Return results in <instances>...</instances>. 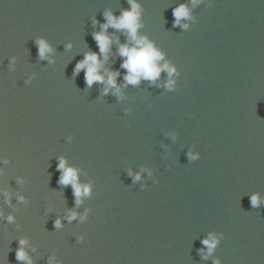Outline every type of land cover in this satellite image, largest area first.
I'll list each match as a JSON object with an SVG mask.
<instances>
[{
  "label": "water",
  "instance_id": "95a60500",
  "mask_svg": "<svg viewBox=\"0 0 264 264\" xmlns=\"http://www.w3.org/2000/svg\"><path fill=\"white\" fill-rule=\"evenodd\" d=\"M138 2L139 33L179 72L171 91L164 70L124 86L118 55L105 67L120 70V95L74 73L99 52L93 19L128 0H0V211L14 217L0 219V264H28L21 238L32 264H264V203L250 200H264V0ZM180 3L187 29L173 25ZM61 156L92 185L79 205L58 183ZM69 210L88 214L56 228ZM210 232L223 236L204 258Z\"/></svg>",
  "mask_w": 264,
  "mask_h": 264
},
{
  "label": "clouds",
  "instance_id": "9594fccd",
  "mask_svg": "<svg viewBox=\"0 0 264 264\" xmlns=\"http://www.w3.org/2000/svg\"><path fill=\"white\" fill-rule=\"evenodd\" d=\"M195 2V0H193ZM129 7L122 9L117 15L111 9L104 11V21H97L93 19V27L98 30L93 31V38L95 39L99 52L88 51L85 53L83 59L78 61L74 68V73L78 74L81 69L85 70V81L89 87L94 82H100L105 86L102 89V94H107L110 90H113L115 94H121V86L117 83V77L121 75L119 69H109L105 67L106 62L109 60L110 56L118 55L122 58L120 68L126 69L123 76L124 86L127 84L136 85L139 84L141 79L148 80L150 82H155L159 77L162 70L166 71L169 79L166 81V87L168 90H173L176 84L175 76L179 75L177 68L174 64L165 60V53L151 40L147 35L140 34L139 29L143 26L141 21L142 7L138 0H128ZM173 25L180 26L184 29L189 27L188 23H181L182 19L187 21L191 19L190 8L187 3L178 4L173 10ZM114 29L116 32H122L126 36L124 42L120 41V37L115 34H109V28ZM117 44L115 52L112 51V44ZM38 47V55L40 59L49 58L48 54L53 51L52 45L46 38L40 37L35 41ZM67 47L71 48L72 44L69 43ZM13 63L15 62V57L12 58ZM160 61H164L160 63ZM49 62L52 60L49 58ZM175 74V76H174ZM32 77H29L28 82H31ZM188 158L190 161H196L200 158L199 152H193L192 150L188 153ZM7 159L4 163H7ZM57 169L60 171V176L58 183L61 185H72L73 194L75 196V203L79 205L81 203V196H87L91 192L92 185L81 184L78 181V169L69 166L66 159L61 156L57 164ZM141 169L140 172H133L129 170V175L133 177L134 181L141 179ZM3 173V169H0V174ZM151 175V172L149 173ZM19 182H23L21 179ZM9 194L5 190V197L7 198ZM20 201H25V197L20 195L18 197ZM251 205L253 207H258L260 204L264 203L258 194H253L250 198ZM88 214V210H85L83 214L77 213L75 210H69L64 217H58L54 226L56 228L62 227V220L67 219L69 222L75 219L78 215L80 220H84ZM0 219H6L8 222L14 220L13 215L9 214L4 217L2 211H0ZM223 233L217 234L215 232H210L206 237H204L201 243L206 246L207 251L202 248L200 251L204 258L212 253L214 248L217 246L219 240L222 238ZM83 239V237H81ZM27 240L21 238L19 240L20 247L16 250V259L27 261L28 264H32V257L28 254L25 245ZM60 264L56 261L55 255L50 257L49 264ZM214 264H221L219 258L214 261Z\"/></svg>",
  "mask_w": 264,
  "mask_h": 264
}]
</instances>
